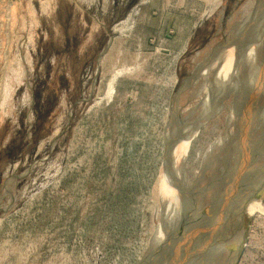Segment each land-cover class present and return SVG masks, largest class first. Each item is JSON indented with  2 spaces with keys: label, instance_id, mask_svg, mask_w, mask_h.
Returning a JSON list of instances; mask_svg holds the SVG:
<instances>
[{
  "label": "rangeland",
  "instance_id": "obj_1",
  "mask_svg": "<svg viewBox=\"0 0 264 264\" xmlns=\"http://www.w3.org/2000/svg\"><path fill=\"white\" fill-rule=\"evenodd\" d=\"M261 15L264 0H0V264H193V220L228 211L229 227L264 178ZM239 127L257 158L200 211ZM243 225L237 264H264V212Z\"/></svg>",
  "mask_w": 264,
  "mask_h": 264
},
{
  "label": "flooded vegetation",
  "instance_id": "obj_2",
  "mask_svg": "<svg viewBox=\"0 0 264 264\" xmlns=\"http://www.w3.org/2000/svg\"><path fill=\"white\" fill-rule=\"evenodd\" d=\"M261 17H264V16L261 15ZM263 34H264V24L261 25L260 29L258 30V33H256V36H257L256 40H257V43H259L258 45H260L258 47L259 49L257 48V50L259 52L256 51L257 52V54H256L257 58L256 59H257V61L260 60L258 62L261 63V65L259 64V67H260L259 71L261 73H259V75H258L257 82H259L258 84H260V86L262 85L261 86L262 89L260 90V93L262 94V97H261L262 100L261 101L263 102L262 107H263V110H264V97H263L264 96V94H263L264 93V53H262V51L264 49V41H263L264 40V35ZM260 53H262L263 56ZM259 56H261V57H259ZM262 74H263V76H262ZM259 80H261V81H259ZM234 119L235 118H233V120ZM234 128H235V125L233 126V129ZM239 128L240 129L238 131H236V134H237L236 138L238 140V142H237L238 149L237 148L236 149H231V150H233L232 151L233 154L230 157L227 158L226 162H224L222 164V168H221L222 173H220L218 175L217 180H215L214 188L212 189L213 191L210 194L211 197L209 199L204 198L205 195H202V197H200V199H204V201H202L200 203V205H199V210L200 211L202 209L205 211V209L207 207H209L210 205L214 204L213 197H215V195H217V196L219 194H222L221 196L225 195V191H224L225 187H227V185H229L231 183V179L229 180V177L227 178V170H228V168H233L234 165L241 164V161L243 162V159H245V157H247L248 154H249V153L247 154V150L251 151V149L258 148V146L255 148V144L253 142V138L249 139V140H244V141L242 140L245 131H243V129H241V127H239ZM258 138L264 144V142H263L264 141V136H261V137H258ZM255 142H256V140H255ZM261 144H260V146H263ZM262 149H264V147ZM254 158H257V156L254 155V153H253L252 159H254ZM261 161L262 160L259 159V162H261ZM258 168H259V164L256 163L255 165H253L251 167V170H257ZM231 175L232 174L230 173V176ZM241 200L243 201L244 199H241ZM242 201L236 200L233 203L232 209L233 208L236 209V207H237L238 210H239L240 207H242V203H243ZM213 206H215V205H212V207ZM209 209H211V207ZM230 214H232V213H229L227 211L226 215L220 221H218V222H216L214 224H213L214 220L211 219L210 214H207L204 217H198L197 219L193 220V227H192L191 231L189 232V234H193V233L195 234L196 245H198V248L201 247L200 250L197 252V254L194 257V260H193L194 263L193 264H200L201 260H207L206 258L209 259V257H211V258L212 257H215V258H219V257L221 258L222 257V255L224 253L223 246H224L225 241L227 239L226 237L228 236V233H227L228 225H229L228 218H229ZM184 222H185V224H187L189 222V220L186 218ZM210 240H211V242H210ZM217 241H219V242H217ZM180 242H182V240ZM215 254H216V256H215ZM212 260H213V258H212ZM216 264H218V262H216Z\"/></svg>",
  "mask_w": 264,
  "mask_h": 264
},
{
  "label": "water",
  "instance_id": "obj_3",
  "mask_svg": "<svg viewBox=\"0 0 264 264\" xmlns=\"http://www.w3.org/2000/svg\"><path fill=\"white\" fill-rule=\"evenodd\" d=\"M264 190V178L261 183L257 185V187L250 192L247 197L243 200L242 207L236 213L238 219V229L236 232H229L231 234V238L229 234L224 244V253L223 259L227 264H237L239 256H240V245L243 240L245 234V227L243 225V211L245 206H247L248 202L253 198H260ZM234 213L229 215L228 223L232 219ZM233 236L235 237V241H232ZM225 264V263H224Z\"/></svg>",
  "mask_w": 264,
  "mask_h": 264
},
{
  "label": "bare ground",
  "instance_id": "obj_4",
  "mask_svg": "<svg viewBox=\"0 0 264 264\" xmlns=\"http://www.w3.org/2000/svg\"><path fill=\"white\" fill-rule=\"evenodd\" d=\"M260 34V33H259ZM264 35V34H263ZM262 37V36H261ZM259 41V40H258ZM264 41V40H263ZM257 42V41H256ZM259 43H257L256 45L259 47L260 45H258ZM263 47V46H262ZM259 49V48H258ZM261 50V49H260ZM256 51H258L257 49H256ZM259 52V51H258ZM261 52V51H260ZM262 53H264V49H263V51H262ZM262 53H260L262 56H263V54ZM256 54H257V52H256ZM255 54V55H256ZM259 57H261V56H259ZM256 58H257V56H256ZM254 59L253 60V62L250 64L251 65V67H249V65H248V69L250 68V70H251V72L252 71H254L255 73H257L256 75H259V73H261L260 71H259V64L261 65V63L260 62H258V61H260V60H258L257 61V59ZM263 58V57H262ZM259 67V68H258ZM263 68V67H262ZM247 69V70H248ZM244 71L246 70V69H243ZM250 70H248L249 72H250ZM259 71V72H258ZM249 72L247 73V74H249ZM254 72H252V73H254ZM254 73V74H255ZM245 74H246V72H245ZM246 74V75H247ZM251 74V73H250ZM243 75V74H242ZM253 75V74H252ZM249 76H251V75H249ZM248 76V77H249ZM262 76H263V74H262ZM243 77V76H242ZM245 77V76H244ZM243 77V78H244ZM247 77V76H246ZM253 77V76H252ZM257 77V76H256ZM217 78V77H216ZM242 78V79H243ZM254 78V77H253ZM258 78V77H257ZM246 78H244V80H245ZM255 79V78H254ZM251 80H252V78H251ZM256 81V80H255ZM259 81H261V80H259ZM254 82V81H253ZM249 83V82H248ZM257 83H259V82H257ZM255 85V84H254ZM253 85V86H254ZM244 86H245V84H244ZM253 86H252V88H253ZM257 86H258V84H257ZM262 86V85H261ZM260 86V87H261ZM259 87V88H260ZM256 88V87H255ZM255 90H257V88L255 89ZM254 90V91H255ZM260 90V89H259ZM239 92V91H238ZM261 94V93H260ZM264 94V93H263ZM240 95V94H239ZM258 95V94H257ZM244 97V96H243ZM258 97H260L259 98V100L261 101L262 100V94L259 96L258 95ZM264 97V96H263ZM255 99V98H254ZM258 99V98H257ZM259 100L257 101V102H259ZM244 103V102H243ZM263 103V102H262ZM262 103H261V105H262ZM250 104H251V102H250ZM259 104V103H258ZM248 105V104H247ZM251 105H253V104H251ZM257 106V105H256ZM247 108V107H246ZM259 109H263L262 107L261 108H259ZM259 111V110H258ZM260 112V111H259ZM261 113V112H260ZM258 115V114H257ZM253 116V115H252ZM260 117H261V115H260ZM257 118V117H256ZM259 119V118H258ZM263 122V121H262ZM261 122V123H262ZM261 127H263V126H261ZM262 129V128H261ZM238 131V130H237ZM219 147V146H218ZM221 148V147H220ZM227 148V147H226ZM216 149V148H215ZM219 149V148H218ZM231 149V148H230ZM220 150V149H219ZM221 150L223 151V149L221 148ZM220 150V151H221ZM216 152H218V150L216 151ZM224 153V152H223ZM226 153V152H225ZM215 156V155H214ZM261 159V158H260ZM261 160H263V159H261ZM206 168V167H205ZM205 168L203 169V170H205ZM255 181V180H254ZM256 181H258V180H256ZM256 181L254 182V183H256ZM254 184H252V188H254ZM257 186V185H256ZM199 187V186H198ZM254 190V189H253ZM194 191V190H193ZM245 191V190H244ZM190 193V192H189ZM191 193H193V192H191ZM190 193V194H191ZM191 195H189V197H190ZM186 199V198H185ZM243 199V198H242ZM257 199H259V198H257ZM256 198H253V199H251L249 202H248V204H247V207H248V211L250 212V213H253V212H255V211H260V212H264V207H263V205H262V203H261V201H259V200H257ZM185 201V200H184ZM184 201H182L183 203L182 204H184ZM240 201H242V200H240ZM243 202V201H242ZM188 203H189V201H188ZM186 204H187V202H186ZM187 206V205H186ZM184 217V216H183ZM233 219H234V217H233ZM231 223V222H230ZM229 223V224H230ZM233 223V222H232ZM237 229H238V219H237V222H235L234 224H232V225H230L229 227H228V231H227V233L229 234V232H236L237 231ZM225 233V232H224ZM221 234V233H220ZM211 236V235H210ZM225 236V235H224ZM234 237V236H233ZM227 238V237H226ZM233 239V238H232ZM212 240V239H211ZM211 240H210V242H211ZM218 240V239H217ZM234 240V239H233ZM209 241V240H208ZM217 242H219V241H217ZM199 243V242H198ZM209 243V242H208ZM213 244V243H212ZM223 248H224V246H223ZM179 251V250H178ZM202 254V253H201ZM219 255V254H218ZM222 255V254H221ZM215 256H216V254H215ZM212 258H213V260H212ZM209 257V259L210 260H208V258H207V260L210 262V264H215L216 262H219V264H223V263H225V264H227V262H225L224 261V259H223V255H222V259L219 257V258H215V257ZM206 260V261H207ZM199 261V260H198ZM203 262V261H202ZM204 262H205V260H204ZM206 263V262H205ZM201 264V263H200ZM206 264H208V263H206Z\"/></svg>",
  "mask_w": 264,
  "mask_h": 264
}]
</instances>
